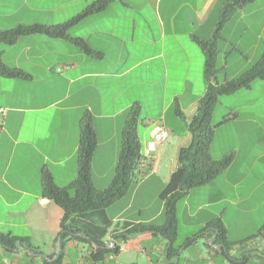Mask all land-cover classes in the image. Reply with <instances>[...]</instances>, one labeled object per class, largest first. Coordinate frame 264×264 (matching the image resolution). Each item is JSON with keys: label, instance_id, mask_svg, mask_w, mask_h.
Masks as SVG:
<instances>
[{"label": "crops", "instance_id": "1", "mask_svg": "<svg viewBox=\"0 0 264 264\" xmlns=\"http://www.w3.org/2000/svg\"><path fill=\"white\" fill-rule=\"evenodd\" d=\"M95 1L0 0V32L18 26L60 25ZM233 1H115L70 30L71 37L82 39L99 53L96 57L68 41L44 35L22 37L13 45L0 43L2 62L30 76L28 80L0 76V233L27 238L39 249V253H31L21 242L11 249L0 246V264H53L58 257L63 210L42 196V174L47 169L59 187L74 181L80 125L86 114L92 116L97 137L92 184L99 190L114 177L121 130L132 107L140 108L142 152L152 141L154 123L161 122L167 128L168 140L142 163L138 172L142 183L133 190L135 194L155 179L162 187L160 200L177 167L180 148L191 141L187 122L207 89L206 56L198 42L214 39L221 14ZM257 2L235 8L219 33L218 82L239 77L261 58L257 56L264 24L261 35L250 39L249 48H240L251 25L258 27L257 19L260 15L264 18V6ZM217 105L224 115L214 122V110L210 154L220 159L233 153L234 161L219 177L192 190L181 201L188 219L197 224L184 237L178 255L169 259L168 242L150 233L121 240L125 224L154 225L153 221L164 214L160 200L158 213L152 218H141L143 206L136 211L138 216H131L133 198L113 212L121 199L107 210L113 226L105 243L124 250L100 264H264V249L249 252L239 247L258 235L264 225V80L254 82L249 90L221 97ZM176 106L183 117L177 116ZM229 206L234 209L231 214ZM232 217L241 221L237 224L239 233L234 235L243 231L245 237L232 238ZM218 218L226 227L228 241L235 244L229 258L213 245L217 235L213 228L189 245ZM179 235L178 228L177 239ZM144 240L152 247L142 246ZM93 248L67 242L60 264H94L90 258Z\"/></svg>", "mask_w": 264, "mask_h": 264}, {"label": "trees", "instance_id": "2", "mask_svg": "<svg viewBox=\"0 0 264 264\" xmlns=\"http://www.w3.org/2000/svg\"><path fill=\"white\" fill-rule=\"evenodd\" d=\"M115 1L122 2V0H96L83 12L60 25L18 26L8 31H2L0 32V43L13 45L22 37L44 35L49 38L68 41L90 56H99V53L92 51L85 41L73 38L69 33L73 27L87 18L102 13ZM253 1L255 0L233 1L221 14L214 39L208 42H198L206 56L204 76L207 81V89L198 102L195 115L187 122L191 141L188 145L180 148L177 167L159 195L164 205V224L154 226L127 223L124 233L120 236L121 240L127 241L131 237L150 233L153 237L163 238L168 242L167 255L169 259L177 256L180 249L179 246H176L179 202L192 190L206 186L215 180L233 163V153H229L220 159H214L210 154V145L215 134V126L212 124L213 113L221 97L232 95L241 90H249L254 82L264 80V52L261 58L239 77L218 82L217 75L220 71L216 63L219 53L217 38L233 10ZM0 76L5 79L28 80L30 78L29 75L19 69L7 67L2 62L1 54ZM175 112L178 117H183L177 106ZM141 122L140 108L135 105L130 109L121 130V148L115 174L105 189H96L92 184V161L97 146V137L92 116L89 114L83 117L80 125L77 174L74 181L67 187H59L54 183L50 172L47 169L43 170L42 196L63 210V217L60 222V252L53 264L61 263L63 247L65 243L70 241L94 246L90 255L94 264L102 263L109 255L120 253L119 246L114 244L113 247H109L105 243L109 230L113 226V221L108 216L107 210L125 197L139 179L138 172L142 165V145L138 137V127ZM212 228L217 232L213 245L221 248L219 254L229 258V253L235 244L228 241L226 227L220 218L208 223L195 239L189 241V245L201 239ZM263 231L264 228L258 236ZM251 239L239 243V246L243 247ZM18 242L23 243L31 253H39V249L34 247L29 239L0 233V246L2 247L15 248Z\"/></svg>", "mask_w": 264, "mask_h": 264}, {"label": "rangeland", "instance_id": "3", "mask_svg": "<svg viewBox=\"0 0 264 264\" xmlns=\"http://www.w3.org/2000/svg\"><path fill=\"white\" fill-rule=\"evenodd\" d=\"M257 3H258L257 5L259 7L264 6V0H258ZM257 20H259V22H258L259 26L255 27L256 23L254 25H251L252 29H251V31H249L247 33V35L245 37H243V39H242L243 43H241L240 48L248 49L250 39L255 40V37H257L258 34H259V36L261 35L262 25L264 24V18H262L260 15L259 19H257ZM262 38L263 39L261 41H259V54L260 55H259V57L257 56V58H260L264 52V37H262ZM237 39H238V37H237ZM221 50H222V48H221ZM227 50H230V48ZM235 57H236V55H235V52L233 51L232 59H235ZM223 115H224V110H222V108H220V106L217 105V108L215 109L214 122H218L223 117ZM168 126H172V124L170 122H168ZM141 180H142L141 178L138 179V181L131 187L128 194L122 198L123 200H121V202H119L120 204H118V206L116 208H114L113 212H117L118 210H120L122 208L123 204L130 202V199L133 198L134 202H132V203H134V205L132 207L133 209L130 212L131 216H135V217L138 216V215H136V211L138 210L139 207L142 208V206L145 207V210H144V214L141 218H147V219L152 218L153 216H155L158 213V208H159V205L161 204L160 200L158 199V194L162 188L160 183L158 181H156L155 179H151L148 182H146L141 188H139V191H137V193L134 194L133 190L135 187H137L139 184L142 183ZM108 184L100 185V186H101V188H103L104 186L107 187ZM262 193L259 192V194H262ZM195 196H196V192H195ZM193 201H195V200H193ZM182 204H183V202H181V201L178 204L177 218H178V224H179L178 228H179L180 235L176 241L177 247L180 246L181 244H183L184 237L186 236V234L188 232L194 230V228H196V224H197L196 221H194V220L190 221L188 219L187 209L185 207H183ZM193 206H194V204H193ZM228 210H229V214H231V213H233L234 209L231 206H229ZM115 214H117V213H113L111 215L115 216ZM230 219L232 222V228H231V233L233 235L232 238H235V237L239 238V236H241V235H243V237H245L244 235H246V234H244L243 231L240 233L241 235L240 234L238 236L234 235V233H239V232H236V231H238L237 229L239 228V226H237V224L241 221L236 219L235 217L234 218L232 217ZM164 221L165 220H164V214H163L161 216H158L153 221V224L160 226V225L164 224ZM261 221L264 222V219H261ZM246 222L249 224L254 223L253 221H246ZM263 228H264V225H263L262 229ZM259 233H258V235H259ZM262 234H264V231L260 235H262ZM258 235H256V236H258ZM151 244H152L151 242L146 241V240L141 242L142 246H146V247L150 246V248L152 247ZM236 250H237V248L232 252L234 253Z\"/></svg>", "mask_w": 264, "mask_h": 264}, {"label": "built area", "instance_id": "4", "mask_svg": "<svg viewBox=\"0 0 264 264\" xmlns=\"http://www.w3.org/2000/svg\"><path fill=\"white\" fill-rule=\"evenodd\" d=\"M169 138V132L167 128L161 123L156 122L153 124L152 130V141L148 144L147 148L142 152V159L141 162L143 163L147 158H149L152 152L155 151L156 147L165 143ZM114 244H111L110 247H113ZM244 249L246 251H260L264 249V234L260 235L259 237L248 241L244 245ZM124 250V247L120 248V252Z\"/></svg>", "mask_w": 264, "mask_h": 264}]
</instances>
